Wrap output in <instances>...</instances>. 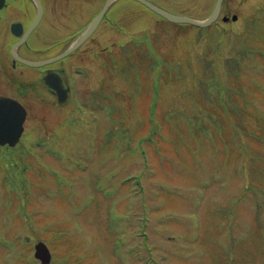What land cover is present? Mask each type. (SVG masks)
Returning a JSON list of instances; mask_svg holds the SVG:
<instances>
[{
    "label": "rangeland",
    "instance_id": "1",
    "mask_svg": "<svg viewBox=\"0 0 264 264\" xmlns=\"http://www.w3.org/2000/svg\"><path fill=\"white\" fill-rule=\"evenodd\" d=\"M78 1L86 7L92 5L83 0H69L65 6L58 1L57 6L49 2L45 21L31 39L32 43L43 45L48 41L54 44L63 37L67 40L79 26L67 19L73 16L79 17V21L85 19L73 11L76 7H69ZM155 1L181 4L179 0ZM101 2L90 7L89 12L97 11ZM226 2L223 14L240 15L234 23L237 29L243 28L245 21L264 6V0ZM193 3V9L204 16L215 0H206L202 7L198 0L189 1V5ZM143 9L135 1L119 0L113 12L119 14L118 23L125 25L127 32L104 25L109 34L100 31L101 38L95 36L99 41L97 48L103 52L94 55L90 51L92 56L83 54L86 47L95 45L96 39H93L75 56L77 62L84 60L86 64L79 67L75 64L76 68L72 69L84 73L86 68L77 80L71 69L69 72V78L77 84L79 103L83 102L81 108L87 109L85 118L74 121L75 115L70 110L74 112L75 107L69 105L71 99L68 104H56L38 87L29 89L22 97L29 108L27 142L32 141L33 149L45 145V139L50 145L57 144L62 155L60 161L50 158L49 153H43L45 161L35 156L29 158V150L21 145L24 161L33 163L30 172L26 170V176L28 174L34 183L27 205L22 201L29 216L21 220L18 219L21 204H18L17 191L7 189L11 172L0 158V264L38 263L34 257V243L38 239L46 240L53 249L50 264H264V227L261 228L264 209H257V195L250 184L244 185L250 180L256 187L264 181L251 169L242 172L248 152L257 146L264 148V144L255 140L258 119L239 120V113L229 103L233 99L231 95L229 101L226 100L228 110L222 102L208 101L201 116L209 125L210 131L205 129L208 136L174 131L179 121L186 122L187 118L200 113L196 106H203L205 99L201 84L212 74L213 67L223 74L227 84L237 89L236 99L242 111L256 107L258 115L264 117V34H253L254 54L244 58L239 79L234 80L227 72L226 58L229 53L237 56L236 45L233 46V40L228 38L216 45V26L204 37L197 34L195 28L185 31L163 22L161 24L166 25L158 28L159 18ZM10 11L18 14L19 9L13 6ZM261 28L264 31V24ZM135 35H146L149 40L135 41L132 38ZM122 40L128 42L125 52L119 46ZM108 44H111L110 50L106 48ZM108 55H113L111 66L105 63ZM234 63L236 65L235 60ZM3 84L8 87L1 92L15 93V86L6 83L2 73L0 86ZM105 90L107 99L104 102H108L104 106L109 107L108 110L92 112L88 108L95 103L91 100V92L97 96L95 99ZM153 95L155 101L158 100L153 124V131H156L148 141L153 132L149 130L144 134V131L149 127L151 118L147 120V106ZM66 113L70 123L62 122ZM222 128H226L224 134L217 133ZM108 132L112 137L110 145H106L105 140ZM140 133L142 136L135 135ZM183 135L188 137L183 139ZM239 138L246 143L245 153ZM140 148L146 149V157L141 155ZM38 150L36 148V152ZM93 153L95 160L89 162ZM73 162L78 165L74 171L70 168H74ZM82 164L88 167L86 171L79 170ZM255 165H264L263 159ZM134 175H142L140 185L123 183ZM56 178L73 186L70 198L73 208L67 196L63 197L65 190L57 189ZM65 188L68 189L67 183ZM241 189L249 195L241 197ZM109 190L110 196L105 197L103 191ZM136 190L141 194L135 196L131 192ZM236 196H240V205L235 214L228 211V219L235 223L230 227L223 220V213L228 210V201ZM129 199L134 201L129 203ZM79 201L89 205L81 209ZM114 205L115 210L108 209ZM112 213L114 222L110 219ZM27 229H34L37 234L31 233L32 239H28ZM19 235L25 236L27 241L19 239L16 242ZM241 236L251 240L244 248L237 243ZM114 237L121 259L115 257L116 250L109 243ZM7 240L8 243L16 242L9 250L2 243Z\"/></svg>",
    "mask_w": 264,
    "mask_h": 264
},
{
    "label": "trees",
    "instance_id": "2",
    "mask_svg": "<svg viewBox=\"0 0 264 264\" xmlns=\"http://www.w3.org/2000/svg\"><path fill=\"white\" fill-rule=\"evenodd\" d=\"M187 11L188 10H183ZM191 13H193L194 11L189 10ZM253 22L248 21L245 26L241 29H233L232 27H219L216 26L214 28V33H216L217 35V39L218 41L215 42L214 39V43L217 45L219 42H221V44L224 43V41L228 40V39H232L234 42L235 46V51L237 50V56L235 57V54H227V58H226V64H227V68L228 71L230 73L231 76H233L234 80H238L239 79V74L241 73L240 71V66H244L242 65L244 58L246 57H251V55L254 54V48H253V42H252V36L253 34H264L263 28L260 29V25L264 24V6H261L260 11L257 13L256 17L254 19H252ZM257 22L259 23V26H257V28H254L257 24ZM176 27H178V29H183L185 31L187 30H192V29H196L198 32L197 34H200V36H205L209 34V29L210 28H204V27H199V26H194L191 24H174ZM210 37V36H209ZM228 38V39H227ZM234 60L236 61V65L234 63ZM212 74L208 75L206 77V81H204L203 84H201V92L203 94V96L205 97V99L203 100V106H200L197 104L196 109L197 111H199V114H195L192 118H187L186 122L184 121H179V123H177V127L175 128L174 131L177 132V134L179 133H185V132H193L194 134H196L197 136L200 134L204 135V136H208L205 134V129L209 130V125L207 123L204 122V120L201 118L202 113L204 111H206L207 107H208V101H215V102H222V105L225 107L226 110H228V104L227 101H229V97L232 95L233 99L229 101L230 106L232 109H235L239 115H240V119L239 120H246L248 118H256L258 119V126L256 128H254L255 131H258L257 136L255 137V140L261 144H264V117L261 115H258L257 113V108L253 107L252 110L249 111H242V105L241 103H239L236 99V91L237 89H233L231 85L227 84L224 80H223V74L220 73L218 71L217 68L213 67L211 69ZM227 95H229L227 97ZM227 100V101H226ZM245 107L248 109V104L246 102ZM249 112V113H247ZM241 121V122H243ZM184 123V124H182ZM237 126V124H236ZM238 128V126H237ZM226 128H222L221 130L217 131V133L220 134H224V130ZM232 135V139L234 138V135ZM175 137L178 138V135H175ZM188 135H183V139L187 138ZM241 139V138H239ZM110 145V144H109ZM241 149L243 151V153L246 152L247 150V146L246 143L241 139ZM22 152V153H20ZM24 151H12L9 155L5 156V159H3V162L5 163L6 166H10L11 167V171L15 174V175H20V174H24L27 172H29V169L33 168V163L31 161H24L23 159V154ZM176 152V151H175ZM250 153V154H249ZM21 155V156H18ZM23 154V156H22ZM248 156L245 159V169L248 172V169H251V171L253 172V174L256 175V177L260 178L262 181H264V171H262V169H264V165H255L258 160H260L261 158L264 161V148L262 147V145L259 147L257 146L256 148H254L252 150V152H248ZM27 156L29 158H33L38 157L37 152L34 151H30L28 152ZM26 156V157H27ZM19 157V159H18ZM25 157V156H24ZM251 159V160H250ZM8 166V167H9ZM141 175L138 176L139 179H141ZM26 181V179L24 180ZM23 181V183H24ZM30 183V181H29ZM130 183V182H129ZM25 190L26 193H24V199L28 196V190L26 188H23ZM255 193L257 195V205L259 207H264V183L259 184L258 186L256 185L255 187ZM67 201L68 204L70 206V208L72 207V201L67 197ZM231 225V224H230ZM28 233H34L37 234L36 230L34 229H27ZM20 239V236H17L16 242H18ZM238 244H240L239 246H241L242 248H244L246 246V244H248L247 239H240L237 242ZM10 249V247H8ZM26 248V247H25ZM242 250V249H241Z\"/></svg>",
    "mask_w": 264,
    "mask_h": 264
},
{
    "label": "water",
    "instance_id": "3",
    "mask_svg": "<svg viewBox=\"0 0 264 264\" xmlns=\"http://www.w3.org/2000/svg\"><path fill=\"white\" fill-rule=\"evenodd\" d=\"M113 1L115 0L106 1L104 7L99 12V14L94 18V20L86 28V30L79 37V39L68 50L45 61L59 59L63 57L64 55L68 54L70 51L74 50L77 46H79L96 29L101 19L103 18L108 6ZM137 1L145 4L150 9L165 16L167 19L171 21L187 22V23H192V24L201 25V26L209 25L211 22H213L218 17L220 10H221L222 2H223V0H217L211 15L204 20H198L191 16H186V15H181V14L170 12L150 0H137ZM40 15H41V7L39 8V13H38V16L34 24L40 19ZM233 18L236 19L237 15H234ZM30 28H32V26ZM29 63L39 64L42 62L29 61ZM46 82L50 86L56 87L54 86L55 81L53 80L52 77L48 76ZM25 116H26V111L24 107L18 101L11 99V98H6V97L0 98V142L4 143L8 141L10 144H15L19 140L21 133L23 131V122H24ZM35 247H36L35 255L36 257L40 258L42 262L47 263L51 260L50 250L44 242L42 241L38 242L35 245Z\"/></svg>",
    "mask_w": 264,
    "mask_h": 264
},
{
    "label": "flooded vegetation",
    "instance_id": "4",
    "mask_svg": "<svg viewBox=\"0 0 264 264\" xmlns=\"http://www.w3.org/2000/svg\"><path fill=\"white\" fill-rule=\"evenodd\" d=\"M50 0H42L44 7L48 4ZM69 0H58L59 4H68ZM58 3L54 4L55 6L58 5ZM17 7L19 9L18 14H13L10 11L11 7ZM33 9L36 10V4L32 2L31 0H5L2 1L1 7H0V51H2V46L5 44L9 43V38H14L18 40L21 38V35H17L15 32L12 30V26L14 25V22H21L25 26L29 24V22L33 19ZM38 28L26 39L28 42L35 37V33L37 32ZM5 36L8 38L4 37ZM43 40V39H42ZM28 42L25 44H21L19 46V53L21 55H31L32 52H36L39 54H45L49 52L50 48L44 47L42 44L38 45H33L31 46ZM4 52L7 54L6 56L3 54H0V83H1V74L2 73H11L14 74L15 76H21L22 74L25 75V65L21 64L20 62L16 61L12 57V49L11 46L10 48H4ZM10 57V58H9ZM24 66V67H23ZM27 68V67H26ZM48 67L46 68V70ZM46 72V71H44ZM27 75V74H26ZM11 75H5L6 83L10 82ZM34 81L31 80L29 77L25 76V79H23L20 83V86L24 85H33ZM2 88V85L0 86V89ZM52 93H55L54 91L50 90ZM55 96L57 98V95L55 93Z\"/></svg>",
    "mask_w": 264,
    "mask_h": 264
}]
</instances>
